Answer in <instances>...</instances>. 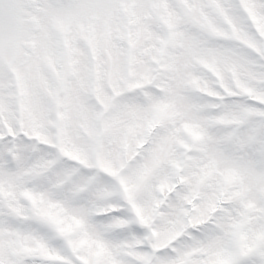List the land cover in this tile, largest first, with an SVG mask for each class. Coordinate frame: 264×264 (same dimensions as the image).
I'll return each mask as SVG.
<instances>
[{"label":"snow or ice","instance_id":"obj_1","mask_svg":"<svg viewBox=\"0 0 264 264\" xmlns=\"http://www.w3.org/2000/svg\"><path fill=\"white\" fill-rule=\"evenodd\" d=\"M0 264H264V0H0Z\"/></svg>","mask_w":264,"mask_h":264}]
</instances>
